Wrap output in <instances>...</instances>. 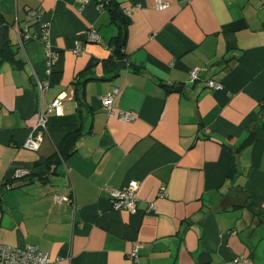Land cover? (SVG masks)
Returning <instances> with one entry per match:
<instances>
[{
    "label": "crops",
    "instance_id": "crops-1",
    "mask_svg": "<svg viewBox=\"0 0 264 264\" xmlns=\"http://www.w3.org/2000/svg\"><path fill=\"white\" fill-rule=\"evenodd\" d=\"M114 1L131 8L121 58L96 0H0V52L12 53L0 61V243L36 245L52 264H264V0ZM56 98L39 149L25 148ZM130 181L137 211L113 209L104 186Z\"/></svg>",
    "mask_w": 264,
    "mask_h": 264
},
{
    "label": "built area",
    "instance_id": "built-area-1",
    "mask_svg": "<svg viewBox=\"0 0 264 264\" xmlns=\"http://www.w3.org/2000/svg\"><path fill=\"white\" fill-rule=\"evenodd\" d=\"M82 2H86L87 0H81ZM169 3L166 1L157 0L156 2V8L158 9H164L168 7ZM98 9H104L102 3L97 4ZM124 14L129 17L131 13V8H125L123 9ZM30 15L32 17L35 16V12L31 11ZM37 18V17H36ZM35 21V19L29 21L32 22ZM45 26L43 40L45 43V61H46V74L49 75L52 67L54 66V63L57 62L58 56L53 51L51 47V43L48 39L49 30ZM25 36L28 37L27 30L25 28L24 30ZM86 39L89 41H97L99 39V34L95 29H89L86 32ZM81 48L79 46L74 47L73 52L79 53ZM198 77V68L192 69L190 71V79L194 80ZM210 87H213L214 89H221V85L214 82L209 81L208 82ZM40 89L48 87V82L43 85L39 84ZM118 89L113 88L111 89L105 96L102 97V105L104 108L107 109L108 113L112 114V102L114 96L117 94ZM60 105V99L56 98L52 101V103L44 110H41L38 114V119L36 126L34 127L32 133L28 136V138L24 142V147L29 150H37L39 149L41 142H42V134L44 132L46 123L50 115H52L56 110H58V107ZM120 120L123 121H130L134 118V115L130 112H121L120 114ZM29 172L25 168L16 167L13 170V176L15 178H22L25 175H28ZM137 183L136 181H130L127 185L123 186L120 189H113L108 186H104V189L109 193L111 197V204L112 208L119 211H125L129 213H134L137 211ZM2 188L10 189L11 188V182L7 180L0 179V193ZM161 190H164V187L161 188ZM163 195V194H160ZM56 200L61 201H70L68 196H61L57 197ZM150 208H154L153 204L150 205ZM0 219H1V210H0ZM138 258V254L136 250H133L129 254V259L136 261ZM247 262V260L243 257H236L234 259V262ZM48 253H44L43 251L39 250V248L36 245H26L24 247H13L5 244L0 243V264H52Z\"/></svg>",
    "mask_w": 264,
    "mask_h": 264
},
{
    "label": "trees",
    "instance_id": "trees-1",
    "mask_svg": "<svg viewBox=\"0 0 264 264\" xmlns=\"http://www.w3.org/2000/svg\"><path fill=\"white\" fill-rule=\"evenodd\" d=\"M96 3H102L103 4V8L107 9V11L110 13V18H111V22L113 24H115L119 29H120V33L114 37L112 39V51L113 54L118 56V58H121L124 56L123 54V46H124V38H125V33L123 31H125L126 25L129 22V18L124 14L123 9L120 7V5L115 2L114 0H96ZM7 48L3 49L0 52V61L5 58H11L12 53L10 54V57L6 56L7 53ZM91 67H86L85 69H83L82 71H80L77 76H76V93H78L80 91V86L85 84V82L91 78L90 77V70ZM81 80V81H80ZM77 96V95H76ZM80 99V96H79ZM253 131V130H252ZM251 131V133L249 134V136L243 141V143L238 145V148H242L243 146L249 144L250 142H252L253 140V132ZM236 171V166L234 164V162H232V166H231V170L230 173L228 175V177L235 174ZM29 175V174H28ZM28 175H25L22 178L28 177ZM11 182V181H10ZM1 210V207H0Z\"/></svg>",
    "mask_w": 264,
    "mask_h": 264
}]
</instances>
